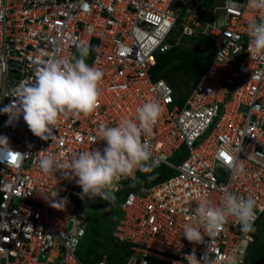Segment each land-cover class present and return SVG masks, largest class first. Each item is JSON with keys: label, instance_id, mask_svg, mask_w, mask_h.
<instances>
[{"label": "built area", "instance_id": "2783aa9c", "mask_svg": "<svg viewBox=\"0 0 264 264\" xmlns=\"http://www.w3.org/2000/svg\"><path fill=\"white\" fill-rule=\"evenodd\" d=\"M262 15L248 0H0V109L46 61L78 55L80 42L93 49L87 63L104 74L98 108L62 117L49 140L34 135L23 116L9 124L0 111V136L11 147H0V264H188L186 254L199 259L209 246L216 264L234 252L250 264L253 238L234 217L199 244L183 229L199 201L219 206L225 193L256 200L254 225L264 213V58H251L248 35L249 22ZM187 36L211 39L213 58L181 92L153 68L157 55ZM148 101L163 109L147 138L151 167L173 173L130 190L119 205L112 245H127L129 254L103 252L86 263L77 250L88 198H81L78 178L45 173L39 161L102 151L101 125L135 118ZM51 192L66 199L61 209Z\"/></svg>", "mask_w": 264, "mask_h": 264}, {"label": "clouds", "instance_id": "9594fccd", "mask_svg": "<svg viewBox=\"0 0 264 264\" xmlns=\"http://www.w3.org/2000/svg\"><path fill=\"white\" fill-rule=\"evenodd\" d=\"M248 4L252 9L264 12V0H248ZM249 29L251 58L256 54L264 58V15L250 21ZM92 50L89 44L80 42L78 55L71 59H49L36 70L31 82L17 86L12 94L15 99L0 109L9 116L8 123L23 116L34 135L49 140L62 117L92 114L101 99L104 75L87 63ZM162 111L159 102H145L137 108L135 118H124L111 127L101 125L100 137L106 141L102 151L99 148L82 151L70 160L43 156L40 167L45 173L61 172L67 179L78 178L76 183L82 188V199L100 198L111 206L117 200L116 192L122 178L135 181L138 170L151 169L152 151L147 138L153 134ZM0 147L11 151L8 137L0 136ZM56 197L58 192H51L52 206L61 209L66 199ZM229 217L236 219L244 234L254 231L256 200L252 196L230 193H225L219 206L201 200L195 208L194 221L185 224L183 235L194 244L203 243L205 236L212 239L218 236ZM185 259L188 264H216L217 257L213 256L209 246L201 258L193 252L186 254ZM223 264H241V258L234 252L224 258Z\"/></svg>", "mask_w": 264, "mask_h": 264}, {"label": "trees", "instance_id": "16d2710c", "mask_svg": "<svg viewBox=\"0 0 264 264\" xmlns=\"http://www.w3.org/2000/svg\"><path fill=\"white\" fill-rule=\"evenodd\" d=\"M212 58L213 50L211 39L201 36H187L182 39V43L174 44L166 52L157 55L153 74L156 78L163 77L167 79L176 91H181V89L177 87V84L184 85L186 87L184 92H187L204 74ZM184 75H186L187 79L183 82L181 76ZM172 173V170L163 165L158 168L151 167V169L146 172L138 171L136 180L133 183H131L129 179L124 180L121 189L116 192V202L109 206V204L104 201V206H109L113 214L108 225H103L100 221V217L99 219L92 218L90 220L87 214H85L88 227L79 247V258L86 263H93L100 258L104 252L103 248L108 246H111L110 249H112L113 252H119L120 248L124 249L123 251L126 254L123 255H128L129 251L127 245H112V232L115 225L114 218L118 214L119 205L130 190H139L143 187L151 186L169 177ZM127 185H129L130 188H127ZM89 200L90 199L87 200V203H89ZM95 222L97 224H95ZM259 223H261V235L254 233V238L248 247L249 255L252 256L253 259H255L264 248V214L261 215ZM84 239H86L85 242ZM109 255L111 257V255H115V253H109Z\"/></svg>", "mask_w": 264, "mask_h": 264}, {"label": "rangeland", "instance_id": "374dc122", "mask_svg": "<svg viewBox=\"0 0 264 264\" xmlns=\"http://www.w3.org/2000/svg\"><path fill=\"white\" fill-rule=\"evenodd\" d=\"M182 78H183V82L187 79L186 78V75H184V76H181ZM177 87L179 88V89H181V92H184V90H185V86L184 85H178L177 84ZM178 91H180V90H178ZM134 181H131V183H133ZM122 183L123 182H121L120 183V187H119V189H121V185H122ZM127 188H130V186L129 185H127ZM88 212V213H87ZM85 214H87V216L89 217V219L91 220L92 218L94 219H96V218H98L99 219V217L101 218L100 219V221H101V223L103 224V225H108L109 224V221L112 219V216H113V214L111 213V210H110V207L109 206H104V200H102V199H100V198H97V199H94V200H89V203H87V206H86V209H85V213H84V216H85ZM264 214V213H263ZM115 219V218H114ZM95 224H97L96 222H95ZM260 224L261 223H259V220L255 223V225H254V231H252V232H250V233H248L247 235L248 236H250L251 237V240H252V238H254V233L255 234H258V235H261V226H260ZM239 231L241 232V233H243L242 231H241V227L239 226ZM88 235V234H87ZM102 236V235H101ZM86 241V239H84V242ZM251 243V242H250ZM250 245V244H249ZM111 248V246H108V247H104L103 249H104V252H109V253H111V254H113V253H115V255L116 254H119V255H122V254H126V253H124V249H121V251H115V252H113V250L112 249H110ZM110 250V251H109ZM79 248H78V250H77V253L79 254ZM124 255H122L121 257H123ZM247 260H248V262L250 263V264H254V261H255V259H253L252 258V256H250V255H248V257H247Z\"/></svg>", "mask_w": 264, "mask_h": 264}, {"label": "water", "instance_id": "95a60500", "mask_svg": "<svg viewBox=\"0 0 264 264\" xmlns=\"http://www.w3.org/2000/svg\"><path fill=\"white\" fill-rule=\"evenodd\" d=\"M254 264H264V248L261 253L255 258Z\"/></svg>", "mask_w": 264, "mask_h": 264}, {"label": "snow or ice", "instance_id": "6c2138e0", "mask_svg": "<svg viewBox=\"0 0 264 264\" xmlns=\"http://www.w3.org/2000/svg\"><path fill=\"white\" fill-rule=\"evenodd\" d=\"M230 159V158H229Z\"/></svg>", "mask_w": 264, "mask_h": 264}]
</instances>
